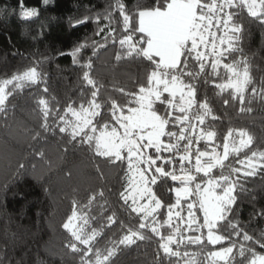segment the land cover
<instances>
[{
  "label": "snow or ice",
  "instance_id": "6c2138e0",
  "mask_svg": "<svg viewBox=\"0 0 264 264\" xmlns=\"http://www.w3.org/2000/svg\"><path fill=\"white\" fill-rule=\"evenodd\" d=\"M18 4L23 20L38 16L24 0ZM246 18L264 27V0H111L102 11L70 20L73 27L92 21L94 34L103 33L68 53L81 69L75 97L65 94L62 102L49 92L43 60L33 58L0 78V116L15 108L10 98L36 87L39 124L28 129L32 140L59 135L118 169L117 202L135 223L109 212L104 187L88 190L86 202L73 197L60 227L67 234L64 248L78 264H115L121 251L144 241L157 245L153 264H264V229L251 234L239 219L240 194L250 180L264 179V148L246 127L218 133L213 99L201 91L214 85V95L240 114L264 103V78L256 81L243 46ZM109 45L117 64H138L131 87L106 86L93 74L94 58ZM89 47L91 55L82 60ZM35 154L45 158L42 150ZM32 169L39 183L42 176ZM96 170L103 179L99 164ZM161 185L167 199L157 192ZM258 218L264 219V208L251 216ZM114 227L119 236L105 239Z\"/></svg>",
  "mask_w": 264,
  "mask_h": 264
},
{
  "label": "trees",
  "instance_id": "16d2710c",
  "mask_svg": "<svg viewBox=\"0 0 264 264\" xmlns=\"http://www.w3.org/2000/svg\"><path fill=\"white\" fill-rule=\"evenodd\" d=\"M134 2L126 0L129 5ZM110 3L111 0H50L44 5L42 0H24L25 7H35L39 14L23 20L18 0H0V8L7 13H0V78L23 69L33 58L43 60L40 68L47 73L49 92L62 102H66L65 94L75 97L82 86L81 69L73 65L68 53L86 38L89 43L100 41L103 33L94 34L96 24L92 21L73 27L70 20L93 15ZM245 25L248 31L243 46L259 82L264 78V27L247 18ZM114 51L111 45L101 50L99 57L94 58L93 74L106 86L119 82L131 87V78L140 74V68L136 62L117 64ZM14 52L19 54L13 55ZM61 52L65 54L60 55ZM91 52L90 47L83 49L81 59ZM205 89L213 99L215 114L220 117L214 122L218 133H225L229 126L246 127L264 148V103H254L250 115L240 114L235 105L225 106L214 95V85L202 86L201 91ZM32 94H38L36 87L26 88L10 98L15 108L6 117L0 116V264H78V258L64 248L67 234L60 227L73 197L86 202L88 190L104 187L112 205L109 212L115 209L125 223H135V218L130 220L117 202L118 169L85 149L66 144L59 135L32 140L28 129H36L39 124ZM40 150L45 152L44 159L35 154ZM20 164L25 167L20 169ZM97 164L104 172L103 179L96 170ZM33 165L42 176L39 183L33 179ZM44 187L49 189L48 194ZM247 188V192L240 194L239 219L248 223L247 230L255 235L264 229V219L251 220L255 211L264 208V179L257 176L248 182ZM157 192L168 198L166 186H159ZM112 233L119 236L118 228L106 232L105 239ZM103 243L101 240V246ZM156 247L154 241L138 242L121 251L115 264H153Z\"/></svg>",
  "mask_w": 264,
  "mask_h": 264
}]
</instances>
